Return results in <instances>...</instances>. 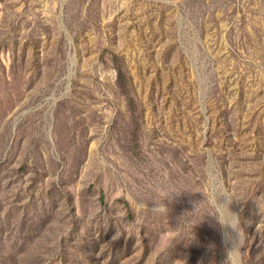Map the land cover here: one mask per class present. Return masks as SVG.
<instances>
[{"label":"rangeland","instance_id":"rangeland-1","mask_svg":"<svg viewBox=\"0 0 264 264\" xmlns=\"http://www.w3.org/2000/svg\"><path fill=\"white\" fill-rule=\"evenodd\" d=\"M0 264H264V0H0Z\"/></svg>","mask_w":264,"mask_h":264}]
</instances>
